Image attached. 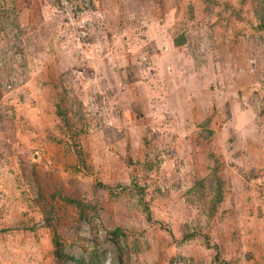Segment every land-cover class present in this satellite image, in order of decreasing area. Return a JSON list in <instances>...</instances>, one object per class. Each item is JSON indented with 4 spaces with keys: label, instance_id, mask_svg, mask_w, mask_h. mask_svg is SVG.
<instances>
[{
    "label": "rangeland",
    "instance_id": "1",
    "mask_svg": "<svg viewBox=\"0 0 264 264\" xmlns=\"http://www.w3.org/2000/svg\"><path fill=\"white\" fill-rule=\"evenodd\" d=\"M0 264H264V0H0Z\"/></svg>",
    "mask_w": 264,
    "mask_h": 264
}]
</instances>
